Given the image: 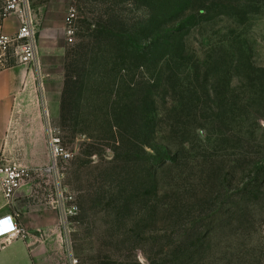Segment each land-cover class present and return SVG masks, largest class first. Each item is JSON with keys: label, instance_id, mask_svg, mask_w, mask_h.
I'll list each match as a JSON object with an SVG mask.
<instances>
[{"label": "rangeland", "instance_id": "rangeland-1", "mask_svg": "<svg viewBox=\"0 0 264 264\" xmlns=\"http://www.w3.org/2000/svg\"><path fill=\"white\" fill-rule=\"evenodd\" d=\"M28 2L37 36L46 23L62 26L52 34L64 48L53 60L57 75L63 77L75 44L92 51L75 117L61 130L58 104L50 120L72 153L62 181L77 205L56 232L58 264H178L202 242L200 230L210 250L194 264H264V0H208L203 14L196 2L183 11V25L167 13L157 22L165 37L125 40V47L95 44L81 29L84 6L70 44L63 22L72 0ZM221 5L233 9L222 12ZM122 11L127 18L141 12L130 4ZM179 28L175 52L166 34ZM142 46L145 58L133 53ZM126 47L132 53L125 55ZM127 94H147L152 102L146 115L153 147L145 154L138 132L121 131L126 144L112 148L106 120ZM82 142H93L99 154L74 167ZM167 152H175L173 164ZM124 161L130 169L143 163L146 177L137 188L131 173L121 194L110 197L114 179L99 175L109 167L121 172ZM83 194L89 196L82 202Z\"/></svg>", "mask_w": 264, "mask_h": 264}, {"label": "crops", "instance_id": "crops-1", "mask_svg": "<svg viewBox=\"0 0 264 264\" xmlns=\"http://www.w3.org/2000/svg\"><path fill=\"white\" fill-rule=\"evenodd\" d=\"M17 28V19L10 17L0 24V33L11 35ZM58 29L62 26L46 23L39 30L38 68L12 62L0 68V158L28 169L48 163L47 123L51 126V118L57 116L63 85L53 61L64 52L52 35ZM10 215L24 234L0 242V264H58L52 253L58 247L56 213L36 202L32 183L21 187L14 204L6 201L0 187V219Z\"/></svg>", "mask_w": 264, "mask_h": 264}, {"label": "trees", "instance_id": "trees-1", "mask_svg": "<svg viewBox=\"0 0 264 264\" xmlns=\"http://www.w3.org/2000/svg\"><path fill=\"white\" fill-rule=\"evenodd\" d=\"M196 2V6L199 9L198 14H203L205 9L209 10V4H207L208 0H79V5L76 0V6L77 9L79 6H84L86 14L81 20V29L88 34V37L93 39L95 44H103L105 46L116 44L119 47H125V40L138 42L140 37L146 38L148 35H151L153 38H150V41L155 42L158 37H165V32L161 34L157 31V22L161 21L167 13L169 18L173 22L177 23L178 26L183 25V23H185L183 22L185 20H181V18L184 17L183 11L188 8H196V6L191 7V5ZM126 4H130L135 8V10L141 11L140 14L134 15L133 18L125 17L123 15L122 6L124 7ZM220 9L222 12H226L232 10L233 7L230 5H221ZM182 29L183 28H179L166 34V43L169 45L172 43L173 45H171V47H173L175 52H178L180 48V45L177 47V40L180 38L179 35ZM88 47L89 45L79 42L65 54L63 85L59 101V128L61 130L67 126V122L69 120H73L75 117L78 100L84 90V68L87 64L89 55L92 53ZM144 48L145 46L135 48L133 53L137 54L141 58H145L149 54H145ZM124 49L125 52L123 53L125 55L132 53V51L129 52V50H127V47ZM142 52H144L145 56L144 54H140ZM114 64L116 65L115 62ZM171 81L174 82L175 80L174 76L171 78L170 75L168 76V81L166 82L165 87L171 89ZM126 89L131 91L132 87L127 84ZM144 95L140 94L138 97H135L133 94L125 95L124 100L119 103L120 106H117V111L114 110L112 114L108 115L109 117L106 120L107 129L110 132L114 145L112 148L114 150L126 144L123 142V139L121 140V131L126 133L138 132L139 136L137 135V137L141 136L138 146L139 150H141L143 154L146 153V148L153 147V142H151L152 139L149 140L151 132L150 125L152 123L148 119L149 116L147 118L146 115V112L151 107L152 102L150 101L149 95ZM167 153L169 156L165 161L173 164L175 152ZM98 154L99 151L93 142H82L78 150V155L74 157L71 165L75 167L77 163L79 164V162H81L80 165H83L84 157L90 158L91 156ZM152 157L151 160L153 159ZM113 162L115 161L111 160L109 164H114ZM124 163L126 166L123 167L124 169L121 172H116V168L109 167L102 171V174L99 175L100 179L105 175H111L112 179H114L109 184H116V186L113 185L115 187H112L113 192L110 193V197H113L116 194H121L123 191V183L127 181V177L132 175L131 173H134L136 176L134 185L137 188H139L142 179L146 177V168L143 163H138L131 169V166L127 163V161H124ZM72 174L75 176L73 171ZM87 196H89V194H83L80 195L79 198L83 202V199ZM79 206V208H81V202ZM200 234L203 237L200 245L193 248L192 252L185 254L182 261L178 264H194L196 261L201 262L206 259V255L210 250L209 241H207L205 236H203L204 231L200 230ZM199 240L201 241V239Z\"/></svg>", "mask_w": 264, "mask_h": 264}, {"label": "built area", "instance_id": "built-area-1", "mask_svg": "<svg viewBox=\"0 0 264 264\" xmlns=\"http://www.w3.org/2000/svg\"><path fill=\"white\" fill-rule=\"evenodd\" d=\"M77 14L76 1L72 0L63 22L65 39L70 44L73 43L76 33ZM10 17L17 19L18 28L11 35L0 33V68L8 67L11 62L35 65L38 68L37 29L28 0H1L0 24ZM46 150L48 163L35 169L8 163L0 158V187L6 201L14 204L21 187L32 183L35 186L36 202L52 209L56 213L57 228L63 229L68 219L77 211L75 195L66 189L62 181L63 165L72 158V153L63 146L56 129L49 123L46 129ZM23 234L16 217L10 215L0 219V242H9Z\"/></svg>", "mask_w": 264, "mask_h": 264}, {"label": "clouds", "instance_id": "clouds-1", "mask_svg": "<svg viewBox=\"0 0 264 264\" xmlns=\"http://www.w3.org/2000/svg\"><path fill=\"white\" fill-rule=\"evenodd\" d=\"M11 221L13 222V220L11 219Z\"/></svg>", "mask_w": 264, "mask_h": 264}]
</instances>
